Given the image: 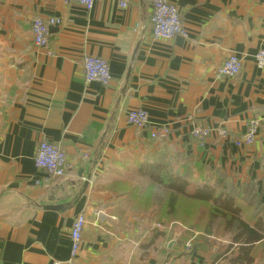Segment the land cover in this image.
<instances>
[{"label":"crops","instance_id":"obj_1","mask_svg":"<svg viewBox=\"0 0 264 264\" xmlns=\"http://www.w3.org/2000/svg\"><path fill=\"white\" fill-rule=\"evenodd\" d=\"M170 1L186 36L155 40L151 0L126 8L96 0L90 10L64 0H0V264L67 261L79 212L86 223L77 264H228L209 235L184 227L168 225L140 243V210L119 208L140 189L116 195L96 186L112 178L119 158L158 151L161 142L179 150L189 169L198 161L219 172L220 184L250 186L264 202V66L254 58L264 49V0ZM37 17L59 19L48 27L47 46L34 44ZM232 53L241 58L239 72L216 78ZM85 55L108 62V84L85 81ZM131 108L147 112L146 130L127 123ZM252 118L254 142L237 146ZM194 124L211 130L202 145ZM162 126L167 135L153 142L149 132ZM44 139L68 163L48 181L34 163ZM263 263L261 255L252 262Z\"/></svg>","mask_w":264,"mask_h":264},{"label":"built area","instance_id":"obj_2","mask_svg":"<svg viewBox=\"0 0 264 264\" xmlns=\"http://www.w3.org/2000/svg\"><path fill=\"white\" fill-rule=\"evenodd\" d=\"M66 3H77L82 5L86 10H90L96 0H64ZM130 0H118L120 8H126ZM151 30L152 38L170 40L175 35L186 36V31L183 28L180 13L175 4L170 0H151ZM59 19L49 17L46 20L37 17L32 20L31 33L34 44L37 46H47L49 44L48 27L52 24H58ZM255 62L259 67L264 66V49L256 52ZM84 71V79L86 82L96 80L103 85L108 84L111 79L108 62L97 56L85 55L82 59ZM241 68V58L232 53L215 69L216 78H227L239 72ZM127 123L142 130H146L149 125L147 112L143 108H131L126 113ZM259 122L252 118L246 123V130L241 133L235 140L237 146L249 145L255 140L256 131ZM168 129L164 126L155 128L149 132L152 139L166 136ZM192 136L201 145L210 135V128L194 124L192 128ZM224 131L220 130V134ZM34 163L36 167L44 171L45 181L62 177L67 169L68 163L64 150L56 143L44 139L37 145L34 154ZM97 214V212H95ZM86 223L84 212H79L70 227V254L65 262L56 264H77V256L81 249L82 235ZM190 243L187 242L186 247Z\"/></svg>","mask_w":264,"mask_h":264},{"label":"rangeland","instance_id":"obj_3","mask_svg":"<svg viewBox=\"0 0 264 264\" xmlns=\"http://www.w3.org/2000/svg\"><path fill=\"white\" fill-rule=\"evenodd\" d=\"M146 157L156 160L164 157L168 165L172 166L176 171L189 169V165H186L188 161L183 158L184 156L179 154V150L172 147V145H161V142H158V151H150V153L149 150L140 151L139 153L131 152L119 158L118 160L121 161V164H117L118 166L113 170L112 178L109 181L98 183L96 185L97 188L103 191H112L116 195L125 193L131 186H136L137 189H140L139 196H127L124 204L119 207H125L132 212L140 210V243L150 240L153 235L159 233V230H165L168 225H172L173 230L184 227L185 229H191L197 236H204L205 231L203 227L205 220L201 218L202 221H197L192 216V213L196 212L199 214L202 212V216L207 217L206 206L192 203L188 199H181L178 203L176 214L169 216L165 213V206L155 204L156 189L154 187L146 188L148 181L136 175L137 166ZM128 158L132 159L128 160ZM191 165L190 172L186 171L182 174L190 178L195 185L199 187L204 185L211 186L217 195L225 192L220 188V183L218 182L219 172L211 168H200L201 165L198 161L191 162ZM229 192L240 200L241 217L243 219L250 223H254L257 218L264 220V202L259 199V195L250 186L238 187ZM93 211L97 212L99 209L95 208ZM209 236L207 240H210L217 247L219 254H223L229 244L230 235L213 232ZM259 255L264 256V250L261 251V247L257 248L254 252L255 257Z\"/></svg>","mask_w":264,"mask_h":264},{"label":"trees","instance_id":"obj_4","mask_svg":"<svg viewBox=\"0 0 264 264\" xmlns=\"http://www.w3.org/2000/svg\"><path fill=\"white\" fill-rule=\"evenodd\" d=\"M150 139L153 142L156 140L151 137ZM130 159L132 158H128ZM136 171L140 177L148 181L146 188L156 189L155 204L165 206L167 215L176 214L181 199L206 206L207 217L202 216V212L199 214L194 212L192 216L197 221L205 220L203 227L205 235L213 232L230 235L229 244L223 252L227 253L224 257H227L228 264H252L255 250L259 247L261 251L264 250V220L257 218L254 223H250L243 219L240 200L234 194H230L231 187L220 184V188L225 192L219 195L215 194L211 186L199 187L182 174L183 170L176 171L169 166L164 157L157 160L146 157L139 163ZM136 189V186H131L126 193H133ZM160 234H156L155 237ZM153 239L155 238L152 237L151 240ZM229 253L231 256H228Z\"/></svg>","mask_w":264,"mask_h":264},{"label":"water","instance_id":"obj_5","mask_svg":"<svg viewBox=\"0 0 264 264\" xmlns=\"http://www.w3.org/2000/svg\"><path fill=\"white\" fill-rule=\"evenodd\" d=\"M47 207H49V208H60L61 206H59V205H49V206H47Z\"/></svg>","mask_w":264,"mask_h":264}]
</instances>
